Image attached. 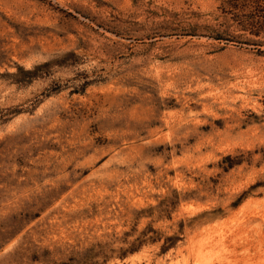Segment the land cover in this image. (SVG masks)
Here are the masks:
<instances>
[{
    "label": "rangeland",
    "instance_id": "rangeland-1",
    "mask_svg": "<svg viewBox=\"0 0 264 264\" xmlns=\"http://www.w3.org/2000/svg\"><path fill=\"white\" fill-rule=\"evenodd\" d=\"M0 264H264V0H0Z\"/></svg>",
    "mask_w": 264,
    "mask_h": 264
}]
</instances>
